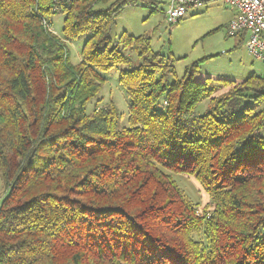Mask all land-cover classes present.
<instances>
[{"label":"trees","instance_id":"16d2710c","mask_svg":"<svg viewBox=\"0 0 264 264\" xmlns=\"http://www.w3.org/2000/svg\"><path fill=\"white\" fill-rule=\"evenodd\" d=\"M143 1L0 0V264H264V74L214 79L226 90L213 95L201 61L179 78L151 36L114 40L119 15ZM84 33L74 64L66 40ZM128 48L141 62L119 73V128L113 101L86 106L103 72L132 63Z\"/></svg>","mask_w":264,"mask_h":264},{"label":"rangeland","instance_id":"374dc122","mask_svg":"<svg viewBox=\"0 0 264 264\" xmlns=\"http://www.w3.org/2000/svg\"><path fill=\"white\" fill-rule=\"evenodd\" d=\"M166 0L143 1L139 5L127 6L117 18L112 30V37L117 40L123 31L133 35L147 34L151 36L152 48L175 58L176 72L182 78L187 68L195 62H200L198 81H205L208 77L213 80L210 87L213 95H219L226 88L215 81L219 77L241 81L252 74H264V62L257 60L248 53L245 41L240 35H230L228 26L236 11L220 0H210L199 6L192 7L185 17L178 22H170L164 13ZM154 3V4H152ZM151 7L156 8L152 12ZM65 15L56 13L51 17L52 31L64 39L63 26ZM90 36L84 33L76 39L66 40L70 50L71 61L77 64L81 61L82 48ZM125 53L132 57L129 65H119L109 72H103L106 82L100 93L86 106L88 112L114 102L120 117L118 127L128 125L129 99L123 85L119 81L122 69H131L141 62L135 49H126ZM172 77L170 80H174ZM209 99L202 100L196 107V115L207 112ZM163 109V106H159ZM264 138V128L261 130ZM175 179L186 194L203 208L210 198L199 181L193 176L176 174ZM5 193V184L0 172V198Z\"/></svg>","mask_w":264,"mask_h":264},{"label":"built area","instance_id":"2783aa9c","mask_svg":"<svg viewBox=\"0 0 264 264\" xmlns=\"http://www.w3.org/2000/svg\"><path fill=\"white\" fill-rule=\"evenodd\" d=\"M210 0H167L164 10L170 22H178L189 13L192 7ZM235 9L228 33L245 39L248 52L264 62V0H220ZM1 206V198H0Z\"/></svg>","mask_w":264,"mask_h":264},{"label":"crops","instance_id":"0c3cea01","mask_svg":"<svg viewBox=\"0 0 264 264\" xmlns=\"http://www.w3.org/2000/svg\"><path fill=\"white\" fill-rule=\"evenodd\" d=\"M153 1H156V0H153ZM166 1H167V0H166ZM166 1H165V2H166ZM234 15H235V14H234ZM233 18H234V17H233ZM233 18H232V19H233ZM241 39H242L243 41H245V39H244L243 37H241ZM245 48H246V46H245ZM246 50H247V48H246ZM247 51H248V50H247ZM248 53H249V52H248ZM249 54H250V53H249Z\"/></svg>","mask_w":264,"mask_h":264}]
</instances>
